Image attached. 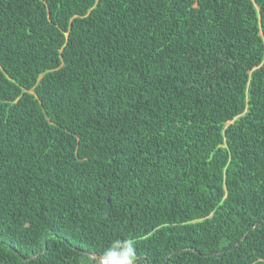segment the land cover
<instances>
[{"label":"trees","instance_id":"obj_1","mask_svg":"<svg viewBox=\"0 0 264 264\" xmlns=\"http://www.w3.org/2000/svg\"><path fill=\"white\" fill-rule=\"evenodd\" d=\"M126 240L264 264V0H0V264Z\"/></svg>","mask_w":264,"mask_h":264},{"label":"clouds","instance_id":"obj_2","mask_svg":"<svg viewBox=\"0 0 264 264\" xmlns=\"http://www.w3.org/2000/svg\"><path fill=\"white\" fill-rule=\"evenodd\" d=\"M95 264H136L135 242L120 241L106 248Z\"/></svg>","mask_w":264,"mask_h":264},{"label":"water","instance_id":"obj_3","mask_svg":"<svg viewBox=\"0 0 264 264\" xmlns=\"http://www.w3.org/2000/svg\"><path fill=\"white\" fill-rule=\"evenodd\" d=\"M43 251H44V250H43ZM43 251H42V252H43ZM78 252L82 253V251H79V250H78ZM83 253H84V252H83ZM84 254L88 255L87 253H84ZM88 256L90 257V260H91V263H92V262H93V257H91L90 255H88Z\"/></svg>","mask_w":264,"mask_h":264}]
</instances>
